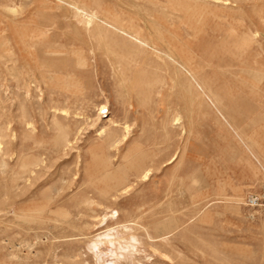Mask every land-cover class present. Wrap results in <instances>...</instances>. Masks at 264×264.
<instances>
[{"label": "rangeland", "instance_id": "rangeland-1", "mask_svg": "<svg viewBox=\"0 0 264 264\" xmlns=\"http://www.w3.org/2000/svg\"><path fill=\"white\" fill-rule=\"evenodd\" d=\"M116 221L161 234L118 264H264V0H0V264Z\"/></svg>", "mask_w": 264, "mask_h": 264}, {"label": "bare ground", "instance_id": "bare-ground-1", "mask_svg": "<svg viewBox=\"0 0 264 264\" xmlns=\"http://www.w3.org/2000/svg\"><path fill=\"white\" fill-rule=\"evenodd\" d=\"M75 9H76L78 14L84 13L87 15L86 23H89L93 18L95 19L94 13L88 14V13L84 12L83 9H80L78 7H76ZM104 23L113 29L117 28L116 25L114 26L108 20H104ZM140 45H143L146 48L152 49V50L156 51L157 53L164 55L167 59H171L170 54H168L169 52L165 53L163 50L157 48L155 45H152L150 43L149 44H140ZM171 49H173V48H171ZM172 60L176 63V59L173 58ZM182 62H183V60H182ZM188 63H189V61H188ZM176 68H177V66H176ZM100 107H99V109H100ZM102 108H103V105H102ZM137 174L138 173L135 172V176H138ZM129 175L127 177V175L125 176V174L118 172V171L106 172L103 174V176L99 180L101 182H103L104 184L106 181L112 180L113 183L107 184V188L116 189L117 185L119 186L120 184H125V183L129 182ZM104 216L105 215H103L102 218ZM113 216H114V214H113ZM102 221H104V219ZM113 223H115V225L109 224L106 228H104L103 230L96 233L95 239L92 240L91 241L92 244L89 245V248L93 251L94 255L98 259L101 260V264H118L117 262H120L121 260L123 261L126 257H132L133 255H135V253H137L139 251V248L137 247V245L140 243V238L144 237L143 239H145V240H151V239H155L157 237H161L160 236L161 234H159V236H156V234H155V236L150 237L149 230L146 226L139 227L137 225V228H136V226L134 227L133 225L124 224L123 221H116ZM135 231H137V232L140 231L141 236L137 235L135 233ZM102 254L109 256L111 258L110 259H103Z\"/></svg>", "mask_w": 264, "mask_h": 264}, {"label": "built area", "instance_id": "built-area-1", "mask_svg": "<svg viewBox=\"0 0 264 264\" xmlns=\"http://www.w3.org/2000/svg\"><path fill=\"white\" fill-rule=\"evenodd\" d=\"M252 199H254V198H252ZM253 201V200H252Z\"/></svg>", "mask_w": 264, "mask_h": 264}]
</instances>
